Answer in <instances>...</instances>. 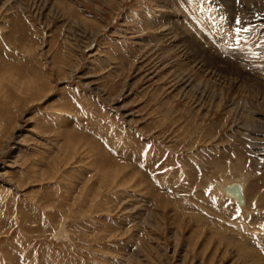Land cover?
<instances>
[{
	"label": "rangeland",
	"instance_id": "obj_1",
	"mask_svg": "<svg viewBox=\"0 0 264 264\" xmlns=\"http://www.w3.org/2000/svg\"><path fill=\"white\" fill-rule=\"evenodd\" d=\"M177 2L0 0V264H264V60L223 57ZM168 148L201 166L181 188ZM232 181L235 218L202 197Z\"/></svg>",
	"mask_w": 264,
	"mask_h": 264
},
{
	"label": "bare ground",
	"instance_id": "obj_2",
	"mask_svg": "<svg viewBox=\"0 0 264 264\" xmlns=\"http://www.w3.org/2000/svg\"><path fill=\"white\" fill-rule=\"evenodd\" d=\"M222 1V3L225 5V8H226V10L228 11V12H230V13H232V14H234V12H236V11H241L243 14H248L249 12L246 10V5L247 4H249V3H247V4H245V3H243L244 1H238V0H235V2H237L235 5H233L232 3V1L233 0H221ZM254 0H252V2H253ZM249 2H250V0H249ZM233 5V6H232ZM248 12H246V11ZM248 10H250V9H248ZM251 11V10H250ZM263 12V9L261 10V13ZM252 13H254V12H252ZM178 14V13H177ZM231 14V15H232ZM188 33V32H187ZM161 34H164L165 36H166V38H171L172 39V36H170V31L169 32H165V33H161ZM186 34V33H185ZM164 36V37H165ZM195 37V36H194ZM182 50H183V48H182ZM181 52V51H180ZM202 63V62H201ZM200 64V63H199ZM231 72V71H230ZM191 84V83H190ZM195 84H197V83H195ZM191 87H193V86H191ZM193 89V88H192ZM29 90V89H28ZM258 113V112H257ZM257 115V114H256ZM264 124V123H263ZM4 126V125H3ZM260 126H261V124H260ZM62 127V126H61ZM262 127H264L263 125H262ZM73 140V139H72ZM119 167V166H118ZM118 169V168H117ZM120 169V168H119ZM118 169V170H119ZM121 170V169H120ZM125 170V169H124ZM111 171V170H110ZM115 171V170H114ZM112 172V171H111ZM116 173H118V172H116ZM114 174V173H113ZM122 174V173H121ZM120 174V175H121ZM126 174V173H125ZM116 175V174H115ZM103 176V175H102ZM123 176V175H122ZM114 177V176H113ZM116 177H118V176H116ZM120 177V176H119ZM125 180V179H124ZM131 180V179H130ZM126 181V180H125ZM232 182H235V181H232ZM232 182H229V183H227V184H225V186L226 185H228V184H230V183H232ZM238 183V182H237ZM239 185H240V187H241V193H240V196H241V198L242 199H244L245 200V191L243 192V188H242V185L239 183ZM224 185L221 187V189H223V187H225ZM234 195H235V193H233Z\"/></svg>",
	"mask_w": 264,
	"mask_h": 264
},
{
	"label": "snow or ice",
	"instance_id": "obj_3",
	"mask_svg": "<svg viewBox=\"0 0 264 264\" xmlns=\"http://www.w3.org/2000/svg\"><path fill=\"white\" fill-rule=\"evenodd\" d=\"M243 24H244V22L239 18H236L234 20V25H236V27H234L233 32H234L235 44L237 46H239L241 44V41L244 40L243 33L250 32V29L248 27H244ZM228 46L232 47V44H229ZM253 55H258V54L253 53ZM261 58H264V57H261ZM149 147H151V146H149ZM261 227H264V225H261Z\"/></svg>",
	"mask_w": 264,
	"mask_h": 264
},
{
	"label": "crops",
	"instance_id": "obj_4",
	"mask_svg": "<svg viewBox=\"0 0 264 264\" xmlns=\"http://www.w3.org/2000/svg\"><path fill=\"white\" fill-rule=\"evenodd\" d=\"M173 166H174V164H170V165H169L170 168L173 167ZM142 172H143L144 174H145V172H146L144 166H143V171H142ZM167 174H168V175H171V177L173 178L172 170H170ZM168 175H167V176H168ZM167 176H166V177H167ZM161 181H162V180H161ZM161 181H160L159 183H161ZM156 184H157V183H156ZM161 184H162V183H161ZM156 186H157V185H156ZM158 187H159V186H158ZM161 189H162V188H161Z\"/></svg>",
	"mask_w": 264,
	"mask_h": 264
},
{
	"label": "water",
	"instance_id": "obj_5",
	"mask_svg": "<svg viewBox=\"0 0 264 264\" xmlns=\"http://www.w3.org/2000/svg\"><path fill=\"white\" fill-rule=\"evenodd\" d=\"M226 191H227V192H229V188H228V189H226ZM230 194H232V193H230Z\"/></svg>",
	"mask_w": 264,
	"mask_h": 264
}]
</instances>
